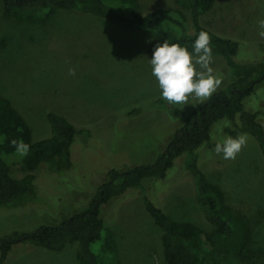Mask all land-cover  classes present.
Here are the masks:
<instances>
[{
    "label": "rangeland",
    "instance_id": "obj_1",
    "mask_svg": "<svg viewBox=\"0 0 264 264\" xmlns=\"http://www.w3.org/2000/svg\"><path fill=\"white\" fill-rule=\"evenodd\" d=\"M138 1L141 13L167 3ZM260 20H264V0H216L200 17L201 25L211 32L239 43L233 58L237 63L264 61ZM154 40L136 29L67 12H57L45 21L18 22L4 14L0 0V95L30 122L34 141L50 134L48 112L63 116L77 130L90 132L89 137L75 136L69 170L56 174L41 166L33 172L31 201L0 206V237L11 231L56 226L85 210L109 170L152 163L184 116L200 106L190 99L185 106L169 104L167 111L150 108L162 99L149 63ZM210 66L214 75L222 77L218 90L224 88L229 68L219 56H212ZM69 69H75V75H69ZM243 104L246 111L258 114L264 129V81ZM226 128H232L229 120L215 122L210 141L196 153L199 171L222 189L227 204L245 218L247 227L238 251L215 242L217 264H259L264 262V159L249 135L234 160L216 155L215 143L230 136ZM17 155L23 156L15 152L7 162ZM188 157L175 159L165 178L145 179L138 188L102 205L103 235L91 244V251L99 256L110 236L120 252V264H163L161 231L145 209L146 198L170 220L212 232L196 203ZM10 173L14 178L23 176L17 165ZM75 250L76 244L50 251L22 243L12 247L4 264H79Z\"/></svg>",
    "mask_w": 264,
    "mask_h": 264
},
{
    "label": "trees",
    "instance_id": "obj_2",
    "mask_svg": "<svg viewBox=\"0 0 264 264\" xmlns=\"http://www.w3.org/2000/svg\"><path fill=\"white\" fill-rule=\"evenodd\" d=\"M166 1L162 6L141 13L138 0H2L4 14L18 22L45 21L57 12H67L139 30L155 38L149 48L150 58L155 45L165 40L186 47L192 53L198 34L205 31L211 38L212 56L221 57L230 73L224 88L184 116L181 126L152 163L109 170L106 181L98 186L88 207L56 226L42 225L30 232L11 231L1 236L0 264H4L13 246L22 243L50 251H60L67 245L76 244L75 257L79 264H120V252L113 237L105 238L99 256L90 249L91 244L103 235L100 207L128 189L138 188L145 179L165 178L174 160H179L183 154L189 155L186 164L194 178L196 203L213 230L208 233L193 224L172 221L160 208L144 199L147 213L161 231L163 264H217L220 259L215 242L233 251L243 246L247 229L245 218L233 212L222 189L199 171L196 153L203 143L210 141L211 126L218 120L227 119L232 128H226L225 132L232 137L247 133L257 143L264 159L263 126L258 114L246 111L243 104L244 98L264 81V61L235 62L233 58L239 43L218 36L201 25V15L211 9L216 0ZM151 106L165 111L171 108L162 99L155 100ZM46 120L49 136L34 141L30 122L12 107L7 97L0 95L1 207H17L31 201L35 192L33 172L41 166L56 174L69 170L72 165L70 149L75 136L89 137L87 129L77 130L66 118L54 112H48ZM13 140L23 141L28 145V151L21 159L15 156L9 164L6 158L17 152ZM13 165L23 173L21 178L11 175Z\"/></svg>",
    "mask_w": 264,
    "mask_h": 264
},
{
    "label": "clouds",
    "instance_id": "obj_3",
    "mask_svg": "<svg viewBox=\"0 0 264 264\" xmlns=\"http://www.w3.org/2000/svg\"><path fill=\"white\" fill-rule=\"evenodd\" d=\"M264 38V20L258 21ZM193 52L179 44L163 41L155 45L149 60L152 75L158 82L161 98L169 104L189 105L190 99L202 105L219 89L222 77L214 75L212 63L211 38L205 31L198 34L193 44ZM69 75H75V69H69ZM195 106V104L193 105ZM247 133H240L235 138L226 136L216 142L213 151L225 160H234L247 145ZM21 155H26L28 145L23 141H12Z\"/></svg>",
    "mask_w": 264,
    "mask_h": 264
}]
</instances>
